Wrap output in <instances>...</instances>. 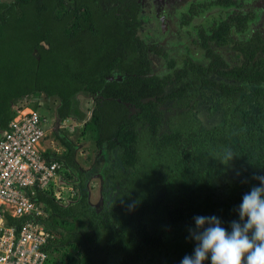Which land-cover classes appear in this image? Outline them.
Listing matches in <instances>:
<instances>
[{
  "label": "trees",
  "instance_id": "trees-1",
  "mask_svg": "<svg viewBox=\"0 0 264 264\" xmlns=\"http://www.w3.org/2000/svg\"><path fill=\"white\" fill-rule=\"evenodd\" d=\"M125 12L112 0H0V136L28 96L58 97L59 120H85L79 95H93L84 132L109 154L98 208L78 145L56 131L66 151L46 156L68 167L78 195L35 198L47 211L37 221L55 236L46 264H180L196 245L193 217L215 215L230 232L264 176V62L224 68L227 81L196 68L166 90L138 67L145 55L131 66L138 37Z\"/></svg>",
  "mask_w": 264,
  "mask_h": 264
},
{
  "label": "flooded vegetation",
  "instance_id": "flooded-vegetation-1",
  "mask_svg": "<svg viewBox=\"0 0 264 264\" xmlns=\"http://www.w3.org/2000/svg\"><path fill=\"white\" fill-rule=\"evenodd\" d=\"M112 5L116 6L119 12L126 11L131 25L136 26L135 36L138 39L135 38L134 42L133 39L130 40L127 50L131 66H134L135 57L145 55V62L138 67L145 69L143 75L157 77L158 82L162 84L165 82L166 90L181 77L189 76L196 68L209 71V75L218 81H227L229 79L221 72L224 68L244 69L249 62L254 65L260 61L264 62V0H112ZM134 45L138 47L135 49L136 56ZM130 74L132 73H115L111 78L122 80ZM40 97L45 100L40 98L39 103H43L53 115L52 126L54 124L53 132L56 138V131L59 130L72 139L62 130L63 122L74 120L76 123L84 121L85 124L96 105V97L92 95L90 97L94 107L91 111L85 110L81 102V108L86 113L85 120L73 117L59 120L56 111L61 105L60 99L47 97L45 93ZM51 99L55 101L53 104L49 102ZM163 106L161 103V107ZM135 108L134 105H129L132 113L136 111ZM44 116L49 125L51 118ZM52 126L50 124V128ZM50 128L48 126L46 129L47 138ZM57 140L60 147L54 145L53 140L51 146L54 152L62 154L66 147L58 138ZM95 145L98 147L96 142ZM98 149L100 153L93 157L90 166L83 168L88 172V185L93 178L102 176V179H99L102 193V168L105 169L110 162L107 160L109 154L106 146ZM78 150L79 147L77 152ZM68 170L64 165L63 176ZM72 187L74 188L73 185ZM77 195L75 189V197Z\"/></svg>",
  "mask_w": 264,
  "mask_h": 264
},
{
  "label": "built area",
  "instance_id": "built-area-1",
  "mask_svg": "<svg viewBox=\"0 0 264 264\" xmlns=\"http://www.w3.org/2000/svg\"><path fill=\"white\" fill-rule=\"evenodd\" d=\"M46 123L37 108L20 103L0 136V264H46L50 256L46 245L55 236L37 221L47 211L35 198L52 191L64 164L46 156L53 151ZM53 194L62 197L59 189Z\"/></svg>",
  "mask_w": 264,
  "mask_h": 264
},
{
  "label": "clouds",
  "instance_id": "clouds-1",
  "mask_svg": "<svg viewBox=\"0 0 264 264\" xmlns=\"http://www.w3.org/2000/svg\"><path fill=\"white\" fill-rule=\"evenodd\" d=\"M253 186L238 207L239 221H231V231L215 215L193 217L190 238L196 241L193 253L180 264H264V176H255Z\"/></svg>",
  "mask_w": 264,
  "mask_h": 264
},
{
  "label": "rangeland",
  "instance_id": "rangeland-1",
  "mask_svg": "<svg viewBox=\"0 0 264 264\" xmlns=\"http://www.w3.org/2000/svg\"><path fill=\"white\" fill-rule=\"evenodd\" d=\"M10 1V0H7ZM40 96L39 97H34V96H28L26 97L23 101L19 102V103H26L28 105L33 106V108H37L41 113H43L44 115L48 116V118H51V122L46 123L45 124V128L47 129L48 126L50 128V124L52 126V119H53V115L50 111H48L47 107H44L42 104L43 103H39L38 101H40ZM79 98L82 102V107L87 110V111H91V108L94 107V102L91 99V97L89 96H83V95H79ZM42 101H44V98H41ZM47 102V101H46ZM50 103L53 104L54 99H51V101L49 100ZM41 104V105H40ZM89 117H87L88 119ZM74 120H68L66 123L63 122V126H62V130H65L72 139H74L77 144H79V150H78V160L80 162V164L82 165V167L86 168L89 167L93 157L100 153L98 147H96L95 145V135L93 132L91 131H86L84 132V121L82 122H78V123H74ZM54 124L53 126L50 128V132H49V137H48V141H47V145L51 146V140H53L52 142H54V145H57L60 147V145L58 144V140L55 137L54 134ZM83 131V134H81ZM68 172V171H67ZM63 185V187L61 186ZM89 188L91 190V200L92 202H98L100 200V181L99 178H93L91 183H89ZM54 189H59L61 190V202L64 203H69V201L74 200L75 199V189L72 187V184H70L67 180H65V177L62 176L61 179L57 180V183H55L52 187V191Z\"/></svg>",
  "mask_w": 264,
  "mask_h": 264
},
{
  "label": "water",
  "instance_id": "water-1",
  "mask_svg": "<svg viewBox=\"0 0 264 264\" xmlns=\"http://www.w3.org/2000/svg\"><path fill=\"white\" fill-rule=\"evenodd\" d=\"M112 79H114V77H112L111 78V80ZM99 177V179H102V176L100 175V176H98ZM90 183V182H89ZM88 187H89V185H88ZM89 198H90V202H91V204L93 205V206H95V207H100L101 205H102V202H103V198H102V193H100V200L98 201V202H92V200H91V190H90V188H89Z\"/></svg>",
  "mask_w": 264,
  "mask_h": 264
}]
</instances>
